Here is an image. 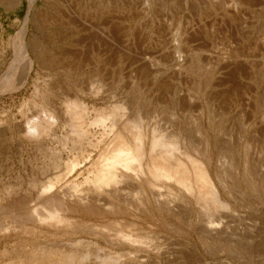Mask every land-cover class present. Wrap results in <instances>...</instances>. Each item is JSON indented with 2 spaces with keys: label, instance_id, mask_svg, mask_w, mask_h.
<instances>
[{
  "label": "bare ground",
  "instance_id": "6f19581e",
  "mask_svg": "<svg viewBox=\"0 0 264 264\" xmlns=\"http://www.w3.org/2000/svg\"><path fill=\"white\" fill-rule=\"evenodd\" d=\"M11 1L0 3L7 6ZM35 1L31 0V5ZM226 1L236 19L229 22L230 28H264V22L246 17L237 22L243 17L242 11L249 14L253 11H248L250 6L255 8L258 1L260 13H264V0H203V3L208 5L206 9L226 13ZM27 33L25 24L16 38L24 64L21 76L24 83L30 80L36 63L44 65L51 57L48 48L39 41L27 42ZM47 36L48 44L54 45L53 35ZM56 55L64 57L61 53ZM135 64L131 83L123 86L125 89L120 93L126 99L115 102L118 94L112 96L114 103L109 109L90 106L88 95L80 89V94L65 101V106H52L48 101L52 97L41 91L43 97L48 96V104L38 106L40 116L26 119L24 137L55 142L56 132L62 126L65 135L58 141L62 149H54L51 166L30 179L29 185L26 183L29 192L24 191V177H20L18 188L3 185L0 190V232L12 227L16 233L27 231L35 239L21 243L24 244L21 249L17 245L10 251L6 248L0 264H152L148 261L152 257L143 253L161 250V246H156L158 226L169 229L171 225L177 233L195 238L202 248L211 249L215 246L210 242L228 237L231 225L242 218L235 206L246 191L250 190L256 200L261 199L262 188L257 180L264 172L256 168L259 163L250 151L260 146L264 149V114L256 123L249 108L239 110L241 143L245 147L235 161L236 156L229 158L232 155L225 146L228 140L224 141L220 135L221 117L226 113L205 105L206 102L213 107L212 100L222 99L209 90L211 80L190 75L179 77L178 88L184 90L177 91L173 88L174 78L159 75L153 62L142 59ZM175 67L184 70L187 65L176 61ZM91 93L99 95V88ZM251 121L254 126L249 131ZM206 124L213 132L217 130L213 138ZM233 147L236 148L235 143ZM17 207L24 212L11 222L7 211L12 208L13 213ZM169 220L173 223H167ZM25 247L30 252L24 256Z\"/></svg>",
  "mask_w": 264,
  "mask_h": 264
},
{
  "label": "rangeland",
  "instance_id": "374dc122",
  "mask_svg": "<svg viewBox=\"0 0 264 264\" xmlns=\"http://www.w3.org/2000/svg\"><path fill=\"white\" fill-rule=\"evenodd\" d=\"M227 2L225 8L228 13L206 9L208 5L203 0H36L33 5L31 0H22L20 4L12 0L9 6L0 3V190L3 185L18 188L20 177H24V191L29 192L27 186L30 179L38 177L51 166L54 159L51 152L54 149H62L58 142L65 135L62 126L56 132L55 142L44 139L32 141L24 137L26 119L40 116L39 107L48 104V96L44 95L52 97L48 100L52 106H65L80 94V89L88 95L86 99L90 106L109 109L114 103L112 96L118 94L115 102L126 99L124 95L121 97L122 90L132 81L131 75L135 74L133 70L137 67L135 62L142 59L156 64L159 75L168 74L166 78H174L173 88L177 91L184 90V87L178 88L179 77L190 75L211 80L209 90L215 91L222 99L212 100L213 107L209 104L208 107L206 102L205 105L210 110L215 108L226 113L221 117L223 120L219 127L224 131L220 133L221 139L224 137V141L228 140L225 146L232 155L229 158L236 156L237 160H234L238 161V154L245 147L241 143L239 110L249 108L255 114L256 118L252 120L256 123L264 114V28H230L232 19H236L232 17ZM258 3L261 4L260 1ZM259 4L255 8L254 5L250 8L246 6L249 12L255 9V14L243 10V17H239L237 22H242L246 17L250 21L263 23L264 13H260L262 7ZM25 24L28 25L27 42L39 41L51 55L50 60L47 59L49 63H36L27 83L21 77L24 64L16 39ZM49 34L54 37V45L46 41ZM50 49L57 51L52 53ZM67 52H71V55ZM58 53L64 57L56 55ZM176 61L185 63L188 68L178 70ZM48 64L52 66L49 68ZM97 88L101 95L95 96L91 92ZM248 125L250 131L254 123L251 121ZM206 127L210 129L208 124ZM215 132L217 130L213 132L210 129L212 138ZM234 143L236 148L233 147ZM250 153L259 163L256 168L264 172V149L260 146ZM257 171L255 174L259 177ZM263 177H259V181L256 179L262 188L259 193L261 199L256 200L257 197L250 190L246 191L242 201L239 200L240 206H235L236 212L241 213L240 217L243 218L236 221L242 224L234 222L228 237L211 241L215 247H207L206 250L195 238L177 233L171 225L169 229L158 226L156 246L162 247L160 251L163 254L160 248L156 252L143 254L152 257L148 259L152 264H264ZM18 209L21 207L14 208L13 213L12 208L7 211L11 213H8L11 222L24 212ZM29 234L27 231L16 233L12 227L8 231H1L0 257L6 248L10 251L17 245L21 249L24 246L21 243L35 241L34 236ZM24 252L26 254L23 255H27L29 248L25 247Z\"/></svg>",
  "mask_w": 264,
  "mask_h": 264
}]
</instances>
